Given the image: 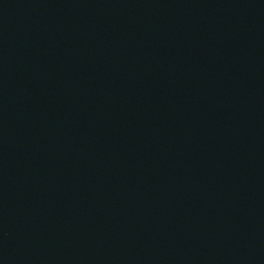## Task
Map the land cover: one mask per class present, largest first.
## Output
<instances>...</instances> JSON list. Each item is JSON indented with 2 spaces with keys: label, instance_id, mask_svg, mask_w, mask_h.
Returning <instances> with one entry per match:
<instances>
[{
  "label": "water",
  "instance_id": "obj_1",
  "mask_svg": "<svg viewBox=\"0 0 264 264\" xmlns=\"http://www.w3.org/2000/svg\"><path fill=\"white\" fill-rule=\"evenodd\" d=\"M0 264H264V0H0Z\"/></svg>",
  "mask_w": 264,
  "mask_h": 264
}]
</instances>
